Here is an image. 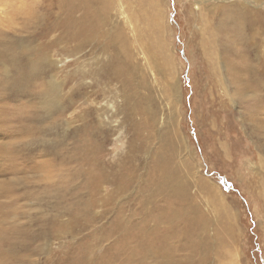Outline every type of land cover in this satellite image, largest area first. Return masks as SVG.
<instances>
[{
  "label": "rangeland",
  "instance_id": "1",
  "mask_svg": "<svg viewBox=\"0 0 264 264\" xmlns=\"http://www.w3.org/2000/svg\"><path fill=\"white\" fill-rule=\"evenodd\" d=\"M153 1L0 0V264H264V0Z\"/></svg>",
  "mask_w": 264,
  "mask_h": 264
},
{
  "label": "bare ground",
  "instance_id": "2",
  "mask_svg": "<svg viewBox=\"0 0 264 264\" xmlns=\"http://www.w3.org/2000/svg\"><path fill=\"white\" fill-rule=\"evenodd\" d=\"M157 1V0H156ZM156 1H153V6L156 9V11L158 12L160 10L158 3L156 4ZM195 4L200 6V9L202 8V10H212L213 12L217 13L220 10H223V15L224 17H218V23L222 24L225 26V30L228 33H233L234 34V39L232 40L233 44L238 43V39L240 41V44H237V47H235L233 44V47L230 46H224L223 48L226 51L227 55L229 52L230 57L232 58V61L235 63L238 59L242 58V55H246L248 56V51L246 50H241L242 47H244V43L242 42L243 39V34L246 32V30H251L254 28L255 23H256V18L259 15L254 16L253 13L249 12L248 9L246 8V5L240 1V0H194ZM250 4V1H249ZM256 4V3H255ZM259 4V3H258ZM257 4V5H258ZM198 6V7H199ZM152 7V6H151ZM256 7V6H255ZM154 9V10H155ZM250 9V8H249ZM222 12V11H221ZM264 14V13H263ZM202 15V14H201ZM264 19V15H262ZM158 17V16H157ZM260 17V16H259ZM137 18V17H136ZM261 18V17H260ZM133 20V19H132ZM169 21V20H168ZM161 22V21H160ZM261 22V21H260ZM169 23V22H168ZM160 24V23H158ZM220 25L219 28L223 29V26ZM256 29V28H255ZM254 31V30H251ZM249 32V31H248ZM83 33V32H82ZM254 33V32H253ZM236 35V36H235ZM253 36V34H252ZM238 38V39H237ZM222 46V45H221ZM242 52V53H239ZM219 54V52H218ZM221 57V56H218ZM247 63L245 64V66L240 68L233 64H231L229 66V70H230V74L233 77L232 80L234 81V83L238 84L237 87H240L241 84V79L243 78V74L247 75V77H249L250 81L252 83H256V87H261L263 85V83L261 82L260 77H258L257 72H254V65H252L251 61H246ZM234 67V68H233ZM264 71V70H263ZM227 80V79H226ZM226 84H228L226 82ZM224 82V85H226ZM178 87L176 88V92L178 90ZM179 91V90H178ZM230 91V90H229ZM229 94V93H228ZM233 96V95H231ZM44 105L52 107L53 104L51 102V100H44L43 101ZM180 188H179V192H180ZM180 194V193H179ZM200 223L203 225V221L200 220ZM199 224H195L196 225V231L199 232L198 228L202 225ZM202 228V227H201ZM190 230V229H189ZM192 230V229H191ZM189 231H187L188 233ZM182 234V233H181ZM167 235V234H166ZM188 235V234H187ZM165 236V235H164ZM168 236V235H167ZM163 238H168V237H163ZM159 239V238H158ZM165 240V239H164ZM160 241V240H159ZM168 242V241H167ZM160 244V243H159ZM165 244V243H164ZM197 245V244H196ZM168 246V245H167ZM199 246V245H198ZM201 246V244H200ZM202 247V246H201ZM153 248V247H152ZM196 248V247H195ZM151 249V246H150ZM154 249V248H153ZM200 249V248H199ZM155 250V249H154ZM159 250V249H158ZM165 251V249H163ZM151 251H153L151 249ZM160 251V250H159ZM142 252V250H141ZM161 252V251H160ZM4 253V252H3ZM13 253V248L12 246L8 247V249L6 250L5 254L8 255V257H11ZM155 255V253H153ZM1 257V256H0ZM163 259L165 258V255L161 256ZM160 257V258H161ZM4 260V259H3Z\"/></svg>",
  "mask_w": 264,
  "mask_h": 264
}]
</instances>
